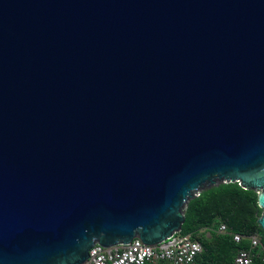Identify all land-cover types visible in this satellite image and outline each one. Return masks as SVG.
I'll return each instance as SVG.
<instances>
[{
	"label": "water",
	"instance_id": "obj_1",
	"mask_svg": "<svg viewBox=\"0 0 264 264\" xmlns=\"http://www.w3.org/2000/svg\"><path fill=\"white\" fill-rule=\"evenodd\" d=\"M221 182L264 232V0H0V264L159 244Z\"/></svg>",
	"mask_w": 264,
	"mask_h": 264
},
{
	"label": "trees",
	"instance_id": "obj_2",
	"mask_svg": "<svg viewBox=\"0 0 264 264\" xmlns=\"http://www.w3.org/2000/svg\"><path fill=\"white\" fill-rule=\"evenodd\" d=\"M258 197L257 191L245 189L238 182H221L190 199L181 234H190L203 246L192 264H235L238 250L248 245L247 239L237 243L235 233L259 234L264 245V232L257 221L262 214ZM221 224L227 225L228 232L219 231ZM252 264H264L262 256L254 258Z\"/></svg>",
	"mask_w": 264,
	"mask_h": 264
},
{
	"label": "built area",
	"instance_id": "obj_3",
	"mask_svg": "<svg viewBox=\"0 0 264 264\" xmlns=\"http://www.w3.org/2000/svg\"><path fill=\"white\" fill-rule=\"evenodd\" d=\"M219 231L228 232L226 224H221ZM237 243L248 240V245L240 248L235 256V264H252L254 258L262 256L264 261V245L259 234L245 236L233 234ZM203 246L190 234H177L156 245L145 244L135 238L129 244H118L104 247L95 244L90 249L89 259L84 264H192Z\"/></svg>",
	"mask_w": 264,
	"mask_h": 264
},
{
	"label": "rangeland",
	"instance_id": "obj_4",
	"mask_svg": "<svg viewBox=\"0 0 264 264\" xmlns=\"http://www.w3.org/2000/svg\"><path fill=\"white\" fill-rule=\"evenodd\" d=\"M207 234L209 235V232Z\"/></svg>",
	"mask_w": 264,
	"mask_h": 264
}]
</instances>
